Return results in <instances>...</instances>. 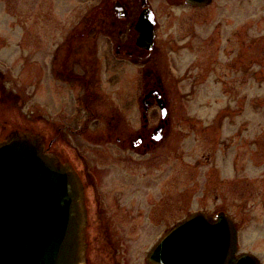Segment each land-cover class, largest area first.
Here are the masks:
<instances>
[{
  "label": "flooded vegetation",
  "instance_id": "1",
  "mask_svg": "<svg viewBox=\"0 0 264 264\" xmlns=\"http://www.w3.org/2000/svg\"><path fill=\"white\" fill-rule=\"evenodd\" d=\"M75 4L86 9L77 20L72 10L59 18L55 0H23L19 43L0 42V140L15 130L34 132L48 152L74 166L85 188L89 250L93 225L94 238L113 242L145 238L151 225L169 223L168 174L158 166L168 163L177 137L170 95L180 89L167 85L159 69V31L165 17L173 21L186 6L202 7L187 0H68L66 6ZM61 20L67 36L59 43ZM48 96L59 98L50 110ZM231 112L223 109L207 126L197 121L203 138L198 155L204 140L214 146L202 157L212 162L218 180L235 188L249 185L247 178L230 179L240 164L249 169L250 149L245 139L235 140L246 133H232L237 121ZM112 165L118 168L114 188ZM95 187L102 188L100 195ZM197 211L203 210L174 224ZM243 252L264 264L239 245Z\"/></svg>",
  "mask_w": 264,
  "mask_h": 264
},
{
  "label": "rangeland",
  "instance_id": "2",
  "mask_svg": "<svg viewBox=\"0 0 264 264\" xmlns=\"http://www.w3.org/2000/svg\"><path fill=\"white\" fill-rule=\"evenodd\" d=\"M67 2L55 0L59 18L72 10L77 20L86 10L82 4L69 10ZM22 7L23 0H0L1 43H19ZM183 15L176 14L173 21L165 17L158 40L163 80L180 89L170 95L177 137L172 140L168 163L158 166L168 174L169 223L151 225L153 230L145 238L134 236L114 243L94 238L93 225L87 264H148L147 254L161 232L193 210L231 212L238 220L240 248L264 260V0H214L204 8L186 6ZM66 25L60 21L59 43L67 36ZM47 101L50 110L59 98L48 96ZM223 109H232L231 120L237 121L232 133L242 129L246 133L235 135V140L245 139L249 146V169L240 164L230 179L238 183L247 178L246 186L232 188V183L227 186L218 180L212 162L202 157L215 148L205 140L198 155V142L203 138L197 121L207 126ZM106 149L115 152L113 145ZM116 168L109 169L112 188L117 184ZM104 170L108 171L107 166ZM95 189L98 195L102 188ZM243 189L249 191L243 193Z\"/></svg>",
  "mask_w": 264,
  "mask_h": 264
},
{
  "label": "water",
  "instance_id": "3",
  "mask_svg": "<svg viewBox=\"0 0 264 264\" xmlns=\"http://www.w3.org/2000/svg\"><path fill=\"white\" fill-rule=\"evenodd\" d=\"M213 0H187L204 7ZM88 209L73 165L40 136L15 130L0 140V264H87ZM148 264H262L238 254V230L225 211L195 212L153 246Z\"/></svg>",
  "mask_w": 264,
  "mask_h": 264
}]
</instances>
